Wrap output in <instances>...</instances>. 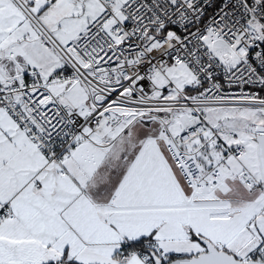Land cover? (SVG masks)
<instances>
[{"label": "snow or ice", "instance_id": "6c2138e0", "mask_svg": "<svg viewBox=\"0 0 264 264\" xmlns=\"http://www.w3.org/2000/svg\"><path fill=\"white\" fill-rule=\"evenodd\" d=\"M0 264H264V0H0Z\"/></svg>", "mask_w": 264, "mask_h": 264}]
</instances>
